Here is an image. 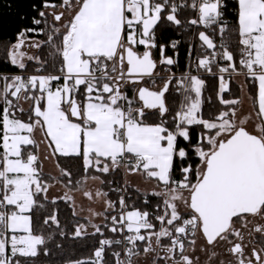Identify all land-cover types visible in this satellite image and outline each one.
I'll return each mask as SVG.
<instances>
[{"label":"snow or ice","instance_id":"1","mask_svg":"<svg viewBox=\"0 0 264 264\" xmlns=\"http://www.w3.org/2000/svg\"><path fill=\"white\" fill-rule=\"evenodd\" d=\"M31 7L30 26L4 46L8 71L0 68V264L51 256L49 242L68 233L57 211L37 213L44 201H64L78 215L74 190L104 210L89 208L87 224L71 232L73 240L99 235L92 254L65 264H264V0H38ZM185 9L195 17L183 20ZM185 22L212 28L220 43L200 31L205 54L195 73L189 65L177 76L181 42H161L158 33ZM201 72L218 78L222 108L206 113L212 97ZM234 75L254 89L247 114L241 98L224 96ZM47 160L56 161L57 176L44 172ZM62 160L76 162L78 172ZM117 172L147 185L144 207L130 208L127 180L110 189L122 193L115 201L86 187ZM57 185L66 191L49 200Z\"/></svg>","mask_w":264,"mask_h":264},{"label":"trees","instance_id":"2","mask_svg":"<svg viewBox=\"0 0 264 264\" xmlns=\"http://www.w3.org/2000/svg\"><path fill=\"white\" fill-rule=\"evenodd\" d=\"M34 3H38V0H0V68H2L4 71H8L10 67L3 63L5 50L4 46L7 42L14 39L15 33L21 27L30 26L31 16L35 14L31 7V5ZM227 15L235 18L234 14L232 13L231 5ZM193 16L194 14L191 9H185L181 18L187 21L192 19ZM200 31L205 30L203 28H195L194 25H189L185 22V24L180 28L169 26L167 30L158 33L161 42H167L169 39L179 40L181 42L179 45V62L172 68V71L175 72L176 75L178 73L185 72L189 68V65H192V70L195 71L194 62L197 56L204 54L203 48H201V41L198 38V33ZM38 38L43 39L44 37ZM190 47L192 49V55L189 58L188 49ZM167 54L172 55V50L169 49ZM203 78L206 80L205 96L212 97V105H205L206 113L209 111H215L218 108H222L223 106L219 105L216 99L218 78L209 74L203 75ZM247 91L249 94L254 93V89L250 84H247ZM241 94V86L235 80V78L231 77L230 92L224 93L225 98H241ZM61 164L64 167L72 168L74 172H78L79 170V165L76 162L62 160ZM74 178L80 179V176L77 175ZM103 179L106 181V183L101 185V189L105 192H108L109 199L113 201L117 200L118 196L122 193L111 191L110 189L119 188L124 184L123 173L117 172L112 175L105 176ZM143 196V193H137L133 187H128L126 199L130 208L133 205L135 207H144ZM44 203L46 207L45 209L38 211L37 218L42 219L43 216L47 215L49 212L57 211L61 226L68 233V236L60 237L59 235H56L54 240L50 241L48 244V247L52 249V255L49 257L41 255L37 259L36 264H65L68 259H80L90 256L94 248L97 246V241L100 238L99 235H89L83 239L76 240L71 238V232L73 231L74 226L77 223L86 224L88 222L87 218L79 217L77 215L73 216V208L70 203H66L64 201H57L55 205H52L47 201H44ZM152 203L154 204L155 200H152ZM148 210L151 211V207H149ZM53 231H56L54 226L52 228L46 229L44 234L47 235L49 232ZM105 235L112 236V234L106 230ZM56 244L62 245V248L57 249Z\"/></svg>","mask_w":264,"mask_h":264},{"label":"crops","instance_id":"3","mask_svg":"<svg viewBox=\"0 0 264 264\" xmlns=\"http://www.w3.org/2000/svg\"><path fill=\"white\" fill-rule=\"evenodd\" d=\"M34 53H35V49L29 50V54H34ZM236 78H237V80H236ZM236 78H235V80L238 81V83L240 82L239 81L240 79H244V81H245V78L242 76H238ZM246 90H247V87H246ZM250 105H251L250 106V110H251L252 109V101L251 100H250ZM41 151L42 152L44 151L43 145H41ZM44 172L50 173L52 175H58V171L56 169V161L55 160L45 161L44 162ZM123 180H124V182L127 180L128 183L131 185V187H133L134 189L137 185H139L142 189V191L140 193L144 194L143 189L145 187H147V185L143 184L139 177H132V176L126 177L123 174ZM86 187L89 190L94 192L97 188L101 189V184L99 183V181L94 182L91 179H89L86 182ZM64 191H66V189H64L62 185H57V186L53 187L49 192V199H51L52 197L63 195ZM72 195L75 197V205H76L75 210L78 213L77 216L88 218L89 217V211H88L89 208L94 209L97 212H102L104 210V205L101 201H90L86 197H84L80 191L74 190L72 192ZM93 221H95L94 223H100L101 221H103V218L97 217V218H94ZM141 260H143L142 257H141Z\"/></svg>","mask_w":264,"mask_h":264},{"label":"rangeland","instance_id":"4","mask_svg":"<svg viewBox=\"0 0 264 264\" xmlns=\"http://www.w3.org/2000/svg\"><path fill=\"white\" fill-rule=\"evenodd\" d=\"M35 53H36V50H35ZM236 80H237V78H236ZM239 81H240L239 85L241 86V89H243V90H241V93H242L241 94V100L243 102L242 103V108H243V111L245 112V114H247L250 111V106H251L250 105V99H249V95L250 94L246 90L247 83H245L244 79H240ZM79 217H81V216H79ZM93 222H95V221H93ZM101 222L103 223L104 221H101ZM101 222L99 224H101ZM88 231L92 232L93 230L91 229V227H89Z\"/></svg>","mask_w":264,"mask_h":264},{"label":"built area","instance_id":"5","mask_svg":"<svg viewBox=\"0 0 264 264\" xmlns=\"http://www.w3.org/2000/svg\"><path fill=\"white\" fill-rule=\"evenodd\" d=\"M193 12V11H192ZM193 14H194V16H193V18L195 17V12H193ZM226 21H227V23L229 24V26H232L233 24H234V22H235V18H233V17H230V16H228L227 14H226ZM194 27L195 28H203L209 35H211V36H213V38L215 39V41L217 42V44H219L220 43V37H219V35L218 34H214V31H213V29L212 28H209V29H205L203 26H201V25H194ZM203 52H204V54H205V50L203 49ZM220 63H224L223 61H220ZM189 70V68L186 70V71H188ZM214 71H215V68H214ZM194 73H195V71H193ZM180 74L181 73H178L177 74V76H180ZM206 73H203V72H201V75H202V77H203V75H205ZM233 78H236V77H238V76H232ZM243 77V76H242ZM226 79H227V77H226ZM125 183V182H124ZM124 185V184H123Z\"/></svg>","mask_w":264,"mask_h":264}]
</instances>
